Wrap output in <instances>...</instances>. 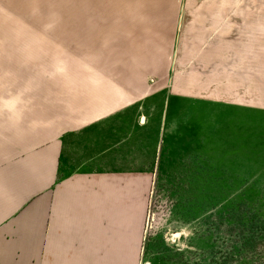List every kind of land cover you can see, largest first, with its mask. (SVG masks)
<instances>
[{
  "label": "rangeland",
  "instance_id": "1",
  "mask_svg": "<svg viewBox=\"0 0 264 264\" xmlns=\"http://www.w3.org/2000/svg\"><path fill=\"white\" fill-rule=\"evenodd\" d=\"M206 3L0 0V105L10 102L11 92H26L33 86L34 91L51 93L49 98L75 92L80 85L77 77L92 74L87 70L92 65L82 66L77 51L94 57L106 69V45L114 43L106 31L117 35L120 28L139 31L141 52L134 60L127 50L122 67L128 77L139 79V84L130 86L149 91L162 77L173 80L178 74L197 79L198 44L180 53V67L177 57L181 42L187 41L182 36L183 13H197L208 7ZM209 7L222 13L220 29H244L264 22V0H211ZM190 32L197 34L198 28ZM256 34L262 40V31ZM118 60V55L109 59L114 73ZM246 70L227 68L218 79L227 81L232 78L229 72H235L234 79L241 81ZM253 71L254 83L234 85L263 95L262 72ZM234 85L219 88L228 92ZM200 86L191 85L194 94ZM171 87L144 100L142 113L126 118L128 130L136 123L143 125L138 133L143 147L137 151L139 143H122L125 147L119 149L123 154L118 160L126 167H150L153 173L148 180H135L134 190L133 181L123 180L118 186L127 190V223L142 220L139 258L110 260L106 253V264H158L175 259L190 264H264V113L182 98L170 94ZM112 146L104 153L103 145L92 147L88 153H103L108 167L116 161L109 154L115 151ZM71 151L67 147L63 159L66 173L72 170ZM106 213L112 218V212ZM60 215L61 223L69 221L71 203H64ZM70 229L65 225L64 232Z\"/></svg>",
  "mask_w": 264,
  "mask_h": 264
},
{
  "label": "crops",
  "instance_id": "2",
  "mask_svg": "<svg viewBox=\"0 0 264 264\" xmlns=\"http://www.w3.org/2000/svg\"><path fill=\"white\" fill-rule=\"evenodd\" d=\"M208 2V7L182 17V36L187 41L181 42L177 66L181 65L180 53L198 44L197 79L190 74H178L173 80L162 77L149 91L130 86L139 84V79L128 77L122 67L127 50L134 60L141 52L139 31L120 28L117 35L106 31L114 42L106 45V69L94 57L77 51L82 66L92 65L87 69L92 74L77 77L80 85L75 92L49 98L51 93L34 91V86L26 92L9 89L10 102L0 105V264H106V253L110 260L139 258L142 220L127 223V190L118 186L129 180L134 190V181L150 179L153 171L144 166L126 167L118 160L123 154L119 149L125 147L122 143H139L137 151L143 147L142 135H138L143 125L136 123L128 130L126 118L142 113L144 100L167 86L173 84L169 93L182 98L264 113V94L235 86L254 83L253 69H259L264 78V22L244 29H220L222 13L211 10ZM195 27L197 34L190 32ZM259 31L262 40L257 39ZM117 55L119 69L114 73L109 59ZM227 68H247V75L236 81L237 73L229 72L232 78L219 80ZM195 84L202 85L197 94L191 88ZM219 85L234 86L226 92ZM100 145L103 153L112 145L115 149L109 154L116 161L108 167L103 153H88ZM69 146L72 170L66 173L63 159ZM80 149L87 154H80ZM64 203H71L72 217L61 223ZM106 211L113 213L112 218ZM65 225L71 229L64 232ZM158 264L190 263L175 259Z\"/></svg>",
  "mask_w": 264,
  "mask_h": 264
}]
</instances>
